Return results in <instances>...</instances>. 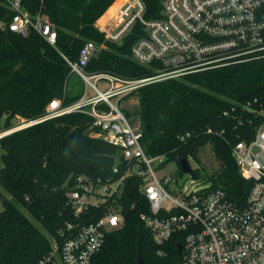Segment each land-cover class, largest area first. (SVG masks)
Returning <instances> with one entry per match:
<instances>
[{"label":"trees","instance_id":"trees-1","mask_svg":"<svg viewBox=\"0 0 264 264\" xmlns=\"http://www.w3.org/2000/svg\"><path fill=\"white\" fill-rule=\"evenodd\" d=\"M115 1L23 0L34 17L46 18L56 31V42L52 44L35 29L27 35L10 29L14 12L6 0H0V127L9 128L20 117L41 118L49 112L54 99H59L62 107L77 102L83 94L69 87L73 72L68 60L77 61L88 41L96 42L99 49L85 66L87 72L107 73L120 80L154 74L152 67L132 58L134 43L146 34L141 23L122 43L108 41L96 26ZM122 1L117 0L107 14L113 13ZM142 1L146 19L162 17L164 0ZM136 92L145 151L166 154L161 167L176 161L180 174L179 160L194 159L200 167L194 169L193 176L210 183L207 191L223 189L232 200L243 204L252 182L241 175L232 149L238 141L250 140L255 134L256 124L250 120L256 118L251 108L259 107L254 104L256 97H264V57L152 82ZM125 114L131 115L126 110ZM97 130L93 117L77 110L2 138L0 264H38L50 251L51 238L58 236L67 221L77 220L62 212L71 210L67 191L78 176L107 181L125 173L127 161L121 147L91 134ZM207 144L219 162L212 174L203 168L199 157ZM115 165L120 167L116 174ZM141 180L138 176L126 178L120 200L125 222L107 232L92 264H139V254L142 264H176L181 258L177 246L184 243L183 234H174L164 244H158L142 220L141 214L150 212V203L139 189ZM95 212L89 210L83 221L95 219ZM161 249L163 254L159 253Z\"/></svg>","mask_w":264,"mask_h":264},{"label":"built area","instance_id":"built-area-1","mask_svg":"<svg viewBox=\"0 0 264 264\" xmlns=\"http://www.w3.org/2000/svg\"><path fill=\"white\" fill-rule=\"evenodd\" d=\"M6 2L14 12L10 29L23 35L35 29L50 43L56 42V31L46 18L34 17L23 0ZM144 13L142 0H124L114 17H101L96 26L108 41L122 43L134 26L141 23L146 34L134 43L132 58L152 67L153 75L120 80L107 73L87 72L85 66L99 49L96 42L88 41L77 61L68 62L72 72L78 73L95 90V95L87 96L85 92L66 107L54 99L49 112L41 118L20 117L19 124L0 127L1 151L2 138L14 131L80 110L93 117V127L98 130L91 134L120 146L127 161L125 173L117 178L102 181L78 176L69 186V211L77 220L67 221L58 236L51 238V249L38 264H92L107 232L125 222L120 200L128 176L142 179L139 189L149 200L150 212L142 213L141 218L153 231L156 242L164 244L174 234H183L184 243L179 244L181 258L176 264H264V97H256L254 104L259 107L251 108L256 118L250 120L256 124L254 136L238 141L232 149L241 175L252 182L243 204L232 200L223 189L207 191L210 183L193 176L200 165L196 162L193 167L192 158L188 160L192 173L180 177L159 175L156 168H161L166 154H148L141 141L143 132L111 99L116 95L121 99L152 82L263 58L264 0H164L162 17L148 20ZM98 81L111 84L101 90ZM114 82L121 86L115 88ZM119 170L115 165L113 172ZM89 210L98 215L84 222ZM163 252L159 250L160 254Z\"/></svg>","mask_w":264,"mask_h":264},{"label":"rangeland","instance_id":"rangeland-1","mask_svg":"<svg viewBox=\"0 0 264 264\" xmlns=\"http://www.w3.org/2000/svg\"><path fill=\"white\" fill-rule=\"evenodd\" d=\"M105 15H106V18H104V19H108V18L114 17L116 14L114 12L109 13V14H107V12H105L104 15H102V18ZM97 83H98L101 90H105L111 84V82H104V81H98ZM114 86H115V88L120 87L121 84L115 83ZM69 87H73L74 89L78 90L79 92H82V94H84L86 92L87 96H91V95L96 94L95 90H93L92 87L90 85H88L83 80V78L76 72H73L70 75ZM136 91H137V89L132 90L128 94H125V96H123L121 99L118 95L113 96L111 99L113 102H117L119 104V106L124 111L125 110L129 111L131 113V115L127 116V117L129 118L130 122L135 127H139L140 126V120H139L138 111L140 109V103H139V97H138ZM17 120L18 119H15L14 124L20 123ZM199 157L201 159V165L203 166V168H205V170L207 171L208 174H212L218 169L219 162L217 161L215 154H214V151H213V148L210 144H207L206 146L201 148ZM47 158L49 159L50 156L48 155ZM191 165H193V167H195L196 161L191 160ZM156 169H157L159 175L169 173V174L175 175V177L181 176V174L179 172V167H178V164L176 161H169L164 167L156 168ZM2 209H3V205H2V202L0 201V210H2ZM22 210L45 233V229L39 224V222L36 221L27 210H25L24 208H22Z\"/></svg>","mask_w":264,"mask_h":264},{"label":"water","instance_id":"water-1","mask_svg":"<svg viewBox=\"0 0 264 264\" xmlns=\"http://www.w3.org/2000/svg\"><path fill=\"white\" fill-rule=\"evenodd\" d=\"M72 137H73V132L68 134L69 140H72ZM178 163H179V166L181 168V172L182 173H192L191 165H190V163H189V161L187 159L182 158V159L179 160ZM62 213H63V215H66V216H71L72 215V213L70 211H68V210L63 211ZM81 216H86V213H81ZM181 248H182V246L179 245V252L181 251ZM138 263L139 264L143 263V258H142L141 254L138 255Z\"/></svg>","mask_w":264,"mask_h":264},{"label":"crops","instance_id":"crops-1","mask_svg":"<svg viewBox=\"0 0 264 264\" xmlns=\"http://www.w3.org/2000/svg\"><path fill=\"white\" fill-rule=\"evenodd\" d=\"M116 2H117V0L114 2V4H115ZM114 4H113V5H114ZM113 5H112V6H113ZM119 5H120V4H119ZM119 5H118V7H119ZM112 6H111V7H112ZM111 7H110V8H111ZM118 7H117L116 10L114 11V13L117 11ZM110 8H109L106 12H108V11L110 10ZM91 96H93V95H91Z\"/></svg>","mask_w":264,"mask_h":264},{"label":"bare ground","instance_id":"bare-ground-1","mask_svg":"<svg viewBox=\"0 0 264 264\" xmlns=\"http://www.w3.org/2000/svg\"><path fill=\"white\" fill-rule=\"evenodd\" d=\"M110 139H111V140H116V141H118V142H121V141H119L118 139L113 138V137H110Z\"/></svg>","mask_w":264,"mask_h":264},{"label":"snow or ice","instance_id":"snow-or-ice-1","mask_svg":"<svg viewBox=\"0 0 264 264\" xmlns=\"http://www.w3.org/2000/svg\"><path fill=\"white\" fill-rule=\"evenodd\" d=\"M113 222H115V221H113Z\"/></svg>","mask_w":264,"mask_h":264}]
</instances>
